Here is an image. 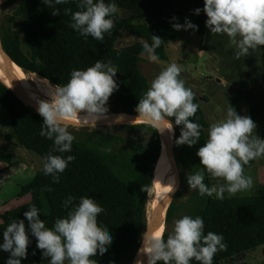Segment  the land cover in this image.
Listing matches in <instances>:
<instances>
[{"label": "trees", "instance_id": "obj_1", "mask_svg": "<svg viewBox=\"0 0 264 264\" xmlns=\"http://www.w3.org/2000/svg\"><path fill=\"white\" fill-rule=\"evenodd\" d=\"M178 1L115 0L120 10L132 11L139 19H150L153 27L136 23L133 17H122L119 12L114 19L111 34L105 33L104 39L98 41L90 35L84 37L68 27L72 12L79 10L76 0L56 5L60 10L57 15L52 14V9L48 8L43 0H7L4 5L18 2L13 16L20 22L27 51L23 49L19 36L4 28L1 31L2 47L26 73L35 74L53 85L67 83L70 72L74 69H85L97 60L110 61L118 69L114 78L118 89L109 97L106 106L114 113L135 114L140 97L150 86L140 68L141 44H151L152 34L160 37L161 44L155 49V54L159 60H167V44L177 41L180 37L172 26L171 13ZM192 6L202 10L204 0H193ZM65 9L69 11L66 13ZM194 24L198 26L196 32L203 36L205 18L202 11ZM123 33L138 40L131 45L121 46ZM193 103L198 105V109L189 119L201 125L200 137L198 143L192 147L180 144L177 158L180 166L185 162L187 166L198 170L203 166L200 165L196 151L206 141L209 125L194 95ZM1 107L5 108L10 116V131L6 140L16 141L20 147L38 154L43 159L52 148V141L39 134L43 117L23 103L2 82ZM167 119L171 121L173 118ZM125 127L145 130L150 133V140L125 141L113 134L94 131L86 139H74L70 152H53L54 155L65 158L72 155L74 159L68 163L64 172L59 174L58 183L53 182L51 176H45L42 171L33 181L21 187L20 196L30 195L31 200L0 214V236L3 235V229L14 219H23L28 231V221L23 214L31 205H35L42 213L44 202L48 203L49 214L43 220L46 227H51L57 218L67 215L68 208L62 207V203L69 195L75 198L73 204L78 203L79 197L88 196L104 209L97 217L98 225L109 230L113 236L111 245L106 246L107 251L102 256L94 257L96 264H121L127 255L135 257L148 223L149 197L161 146L158 131L146 123L129 124ZM173 127L176 144L182 126L173 124ZM0 162L14 165L11 153L1 144ZM253 163L254 160L250 161L244 168ZM204 182L212 186L208 173H205ZM48 188H51V191L47 190ZM176 200L177 198L167 207L164 238L177 216L179 219L183 215H199L204 221V234L211 231L224 237L226 249L215 253L213 264H223L235 256L264 247V185L259 186L251 197L224 196L223 199H217L214 194L212 197H202L195 192L186 205H178ZM183 209L186 212L179 216L178 213ZM29 238L31 243L28 247L35 264H44L42 250L36 248V238L30 233ZM137 261H140V258H137L134 264H137ZM191 264L199 262L193 260Z\"/></svg>", "mask_w": 264, "mask_h": 264}, {"label": "clouds", "instance_id": "obj_2", "mask_svg": "<svg viewBox=\"0 0 264 264\" xmlns=\"http://www.w3.org/2000/svg\"><path fill=\"white\" fill-rule=\"evenodd\" d=\"M68 2L43 0L53 15L60 13L56 5ZM76 4L79 10L72 12L68 27L98 41L104 39L105 33L111 34L114 19L120 12L115 0H76ZM68 11L65 9L66 13ZM203 11L210 33L225 34L229 38L234 58L247 56L250 50L264 45V0H204ZM194 12L199 14L201 9L196 8ZM172 26L176 30L198 27L187 18L183 25L174 23ZM161 40L152 34L151 44H141L140 55L157 61L155 49ZM117 71L110 61L97 60L85 69L72 70L67 83L53 86L46 91L49 99L38 101V112L43 117L39 134L52 141V148L43 157L42 171L45 176L50 175L53 182H59V174L74 159L72 155L65 158L53 152L71 151L75 137L68 131L70 127L96 128L97 121L106 118L107 101L118 89L114 79ZM181 71L182 68L173 62L151 80L135 108L139 114L136 120L158 132L171 131L173 124L182 126L176 144L192 147L198 143L201 125L189 119L198 105L193 103L194 94L185 86ZM167 117L173 119L169 121ZM256 127L250 116L237 114L232 105L227 107L224 118L209 125L207 139L196 151L203 167L187 174L190 191L195 190L202 197L215 194L217 199H223L225 192L233 195L250 189L253 180L244 174V165L264 157V138L253 134ZM205 173L224 182L208 186L204 182ZM169 182L174 186V178ZM173 190L174 187L168 194ZM74 199L69 195L63 201L62 207L68 208L67 215L57 218L51 227H46L45 221L40 219L41 212L35 205L29 206L23 214L28 221V231L23 219L12 220L3 229V242L0 243V250L10 253L5 264H21V259L27 257L31 243L29 233L36 238V248L42 250V257L50 258L48 264H96L94 257L102 256L113 241L109 230L97 223L104 209L91 197L81 196L78 203L73 204ZM168 199L172 198L168 196ZM223 241L222 234L211 231L204 234L201 216L183 215L174 221L166 238L159 224L147 227L142 234V251L147 256V264L160 261L191 264L193 260L199 264H213L215 253L226 249ZM137 264L144 262L137 261Z\"/></svg>", "mask_w": 264, "mask_h": 264}, {"label": "rangeland", "instance_id": "obj_3", "mask_svg": "<svg viewBox=\"0 0 264 264\" xmlns=\"http://www.w3.org/2000/svg\"><path fill=\"white\" fill-rule=\"evenodd\" d=\"M192 2L193 0H179L173 6L171 13L175 19H172V25L174 23L183 25L186 18L193 24L195 23L198 14H195L194 10L196 8L192 6ZM17 4L18 2H11L1 6L0 34L3 28L16 34L22 42L23 49L27 51L20 22L13 16ZM203 7L201 11L206 21L207 16L203 11ZM120 14L122 17L135 18L136 23H145L153 27V22L150 19H139L132 11L120 10ZM176 31H178L180 37L177 41L167 44V60L158 59L152 62L146 56L142 57L140 68L148 79L149 84L163 68L175 62L182 68L180 77L185 81V86L190 88L194 96L197 97L208 125L223 119L226 108L232 105L237 114L241 116L247 115L252 118L257 126L253 130V134L264 138V45L255 50H250L247 56L236 59L233 54V46L225 34H211L206 26L204 27L205 34L203 36L192 29L184 30L181 28ZM137 40L135 37L123 33L120 44L121 46H128ZM3 78L14 87L9 78ZM25 88L35 93L29 88ZM42 99L47 100L49 98ZM107 108L108 112L114 113L110 107ZM127 125L111 124L97 126L96 128L70 127L68 131L74 135L75 139H86L90 133L98 131L103 134L119 136L125 141L148 142L150 140V133L139 128L125 127ZM9 131L10 116L7 114L6 109L1 107L0 144L7 147L11 153L14 165L9 166L7 163L0 162V214H5L31 200L30 195L20 196L21 187L33 181L35 176L42 172L43 165V159L38 154L20 147L16 141H7L6 136ZM174 150L179 155L180 145L175 144ZM180 170L181 184L174 199L177 198L176 203L178 205H186L189 198L196 192L195 190L190 191L186 177L188 173L191 174L195 169L193 166H187L185 162H182ZM244 174L252 177L253 186L250 189L237 192L233 195L225 192L224 196H254L256 189L264 185V157L255 159L251 166L245 167ZM211 179L212 185L218 181L219 183L224 182L220 178L211 177ZM151 200L153 201L152 191L150 192L147 211L148 220L151 218L153 212V208L150 205ZM185 212L183 209L178 215L180 216ZM48 214L49 205L47 202H44V209L40 215V219L43 220ZM177 218L173 220L169 231ZM0 224H2L1 219ZM2 242L3 235L0 236V243ZM9 255V252L0 250V264H5ZM134 258L127 255L121 264H133ZM47 259L50 258H44V264H48ZM240 263L264 264V247L235 256L223 264ZM21 264H35L29 247L27 249V257L21 259Z\"/></svg>", "mask_w": 264, "mask_h": 264}, {"label": "bare ground", "instance_id": "obj_4", "mask_svg": "<svg viewBox=\"0 0 264 264\" xmlns=\"http://www.w3.org/2000/svg\"><path fill=\"white\" fill-rule=\"evenodd\" d=\"M0 53L2 56L7 58V60L9 61V64L13 68V71L15 72L16 76L21 81L23 86L29 88L30 90L36 93V94L32 93L26 89L29 96L31 97V99L33 100V102L36 104L38 108L39 106L38 101L43 100L42 98H49L46 95V91H50L53 85L50 82H48L46 79L44 80L35 74L24 72L18 65L12 62L6 56L5 51L3 50L1 46V43H0ZM3 77L8 78L4 70L0 66V80L15 91V88L12 85H10V83H8L6 80H4ZM37 94L42 98H40ZM83 114L84 113L82 112L81 115ZM114 117L115 115L113 113L108 112L106 115V118L97 121V123L103 120L114 118ZM169 133H170V140L172 143H174L175 134H176L175 128L173 127V129L169 131ZM161 139L163 141H165L166 139L163 133H161ZM173 178L175 180V174H174L173 167L171 163L168 161L165 153H163V155L159 158L155 171H154L153 189H152L153 201L151 200L152 201L150 204L151 208L154 209L158 204H160L169 195L168 192L170 191L172 187H174L173 184L170 183L169 181L170 179H173ZM165 223H166V207H162L161 209H159L158 214L157 213L155 214L153 225L159 224L163 228V234H164V229L166 227ZM138 258H140V261H143L144 264H147V256L145 255L144 252H142L141 256Z\"/></svg>", "mask_w": 264, "mask_h": 264}, {"label": "water", "instance_id": "obj_5", "mask_svg": "<svg viewBox=\"0 0 264 264\" xmlns=\"http://www.w3.org/2000/svg\"><path fill=\"white\" fill-rule=\"evenodd\" d=\"M6 1L7 0H0V8H1V6ZM0 43H1V46H2L1 34H0ZM5 54H6V56L12 62H14L7 55V53H5ZM0 66L4 70V72L7 75V77L9 78V81L14 85L15 91L13 89H11L9 86H7L5 83H3L1 80H0V82H2L9 89H11L15 93V95L23 103H25L29 108H31L34 112H36L37 114H39L38 108H37L36 104L33 102V100L31 99V97L29 96L26 88L23 86V84L21 83V81L16 76V74L13 71V68L11 67V65L9 64V61L7 60V58H5L4 56H2L1 53H0ZM21 69L23 70V68H21ZM53 86H55V85H53ZM113 114L115 115L114 118H111V119H108V120H103L101 122H98L97 123V126H105V125H111V124H126L127 125V124L145 123V122H143L141 120H136L137 117H138V115H139L138 113H135V114H130V113H113ZM81 128H86V127H81ZM158 133H159L160 146H161L160 157L163 155V153H165L168 161L171 163V165L173 167V170H174V174H175V185H174V190L172 192H170L169 195H168L172 199L169 201L168 196H167L160 204H158L153 209L151 218L148 220L147 227L153 225L154 218H155V214L159 211V209H161L162 207H168L172 203V201L174 200V196H175L176 192L178 191V189L180 187V184H181V170H180V165L178 163L177 154H176V152L174 150L175 141H174V143L171 142V140H170V133H169V130L168 129H165L163 132H161V133H163V135L166 138L165 141H163L161 139V133L160 132H158ZM147 227H146V229H147ZM142 248H143V243H142V240H141V244H140V247H139V249H138V251L136 253V256L134 258L133 264H134L136 258H138V257L141 256V254L143 252L142 251Z\"/></svg>", "mask_w": 264, "mask_h": 264}]
</instances>
